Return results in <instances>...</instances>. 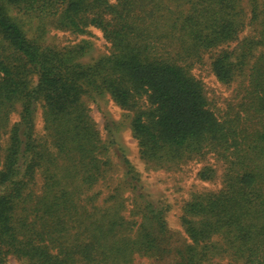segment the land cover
I'll return each mask as SVG.
<instances>
[{
    "label": "trees",
    "instance_id": "16d2710c",
    "mask_svg": "<svg viewBox=\"0 0 264 264\" xmlns=\"http://www.w3.org/2000/svg\"><path fill=\"white\" fill-rule=\"evenodd\" d=\"M5 1L75 35L97 28L111 52L83 63L91 43L45 46L0 6V264H264V0ZM208 66L219 82L246 79L222 106L197 71ZM93 94L132 112L144 159L205 161L199 177L220 180L185 203L187 243L173 246L167 209L125 157L109 183Z\"/></svg>",
    "mask_w": 264,
    "mask_h": 264
},
{
    "label": "rangeland",
    "instance_id": "374dc122",
    "mask_svg": "<svg viewBox=\"0 0 264 264\" xmlns=\"http://www.w3.org/2000/svg\"><path fill=\"white\" fill-rule=\"evenodd\" d=\"M0 6L6 10L11 19L21 26L28 38L37 39L45 46L62 48L82 41L91 43V49L81 60L83 63H94L100 57L111 52V46L104 38L103 32L97 28H89L90 33L85 35H75L67 30L55 28L50 22H42L35 16L28 15L20 11L18 7L8 4L5 0H0ZM205 69H207L205 72L197 71L202 75L201 77L210 90V94L217 98L216 102L220 106L232 100L236 95V89L246 80L245 77L239 76L233 82L222 83L210 73L209 66ZM86 103L100 131L102 141L109 149L108 157L112 161L109 183L116 185L123 181L125 170L121 158L125 157L139 175L140 193L144 198L167 209L166 216L171 236H173V246L187 243L188 239L180 222L185 203L195 193L216 191L221 186L220 180L207 181L199 177L198 172L202 169L205 161L194 160L179 168L149 162L140 154L138 141L132 132V112L118 106L108 94H93L91 97H86ZM18 120L19 111L12 114L11 125ZM36 131L39 136L45 134L41 113H38L36 118ZM3 143L6 146L7 140L5 139ZM206 164L215 165L211 159ZM215 168H218V173L221 172L219 164H216ZM106 193L108 195V192H105V195ZM133 194H137V191L126 189L123 194L124 197L129 198L126 202L128 210L133 207ZM213 260L215 261L213 264H226L228 262V259L222 260L220 256ZM170 263H172L170 258L159 260L148 256H138L136 262V264ZM4 264H26V262L9 256Z\"/></svg>",
    "mask_w": 264,
    "mask_h": 264
}]
</instances>
